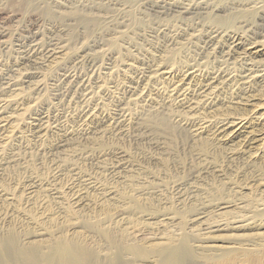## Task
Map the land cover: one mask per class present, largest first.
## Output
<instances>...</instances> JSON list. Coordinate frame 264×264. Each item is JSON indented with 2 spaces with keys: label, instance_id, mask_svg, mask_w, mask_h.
<instances>
[{
  "label": "rangeland",
  "instance_id": "374dc122",
  "mask_svg": "<svg viewBox=\"0 0 264 264\" xmlns=\"http://www.w3.org/2000/svg\"><path fill=\"white\" fill-rule=\"evenodd\" d=\"M46 1H36L42 8L35 7L45 19L43 43H59L63 50L50 57L43 51L32 53L29 37L34 30H25L18 38L9 35L8 46L0 43V77L18 80L17 86L5 87L1 77L0 107L20 90L25 93L0 112V243L12 238L16 249L46 254L58 241L69 240L90 253L87 264H160L162 251L186 237L194 256L184 264H264V218H253L251 212L264 203V134L254 135L252 143L244 139L251 127L241 137L225 138L212 128L195 135L193 127L182 122L184 117L217 122L238 115L254 120L256 111L263 110L244 101L255 94L256 105L263 106V82L251 90L227 86L207 105L199 103L203 92L210 90L204 86L205 74L182 84L189 93L184 102L169 97L190 66L264 72V25L254 32L244 22L237 23L246 43L262 45L257 54L245 57L241 49L227 55L226 43L210 42L211 22L196 17L184 19L171 33L155 36L152 32L163 16L143 8L141 0H105L98 6L87 5L92 0H62L56 10ZM256 2L264 4L236 0L245 6ZM20 3L0 0V6L12 11H20ZM84 10L108 11L109 17L101 24L87 23L80 14H91ZM64 11L71 14L64 16ZM142 17L151 21L147 28L146 23H137ZM20 24L0 19V28L14 30ZM215 24L223 25L217 20ZM189 36L200 39L167 61L170 48ZM158 65L172 67L173 75L151 79ZM142 70L145 74L139 79ZM65 71L77 80L66 77ZM38 81H44L43 90H34ZM86 106L93 111L91 118L82 114ZM120 108L128 111L129 121H115ZM14 123H19L16 129ZM221 204L229 206L223 209L228 216L238 219H249L252 213L248 227L228 223L223 230L206 232V224L218 221L213 214ZM200 212L204 223L194 221ZM10 248L5 246L12 258Z\"/></svg>",
  "mask_w": 264,
  "mask_h": 264
},
{
  "label": "bare ground",
  "instance_id": "6f19581e",
  "mask_svg": "<svg viewBox=\"0 0 264 264\" xmlns=\"http://www.w3.org/2000/svg\"><path fill=\"white\" fill-rule=\"evenodd\" d=\"M19 1L21 2L19 4L20 5L19 7H22L24 11H28V12L30 11L28 14H26L23 11H21L22 8H21L20 11H16V10L12 11V10H10L7 7L0 6V19H7L8 18V19L16 20V23L17 22L21 23L20 24L21 26L16 27V29L14 28V30L9 29V27L7 28V26L6 27H2L1 26L2 28H0V43L2 42V44H4L5 46H8L9 43H10V42L8 43V41H9L8 36L9 35H10L9 37H11V35H12V36H15L16 38H18L23 32H25V30H28L30 33L33 32L32 30H34V32H33L34 34L32 33L31 36L29 37L31 42H32V48H31L32 53L34 51L35 52L36 51H39V52L43 51V53L45 54L44 56L50 57L52 55H55V53L60 52L61 50H63L62 47H61L62 45L60 46L59 43L48 44V45H44L45 43H43L44 42L43 41L44 38L41 35L43 33V32L41 33V31H42L41 27H42L45 19L43 17L42 11H41L42 15H40L38 13H35V7L36 8H42L39 4H36V1L39 2L40 4H42L45 0H19ZM47 1L49 2V4L52 5L51 8L53 10H54V8L56 10V8H58L60 6V4L64 3V2H62V0H47ZM104 1L105 0H92V1H88L87 5H89V3L91 2L92 5L94 3L95 6H98L101 3L104 4ZM124 1L127 2V0H124ZM132 1L138 2V0H132ZM216 1H218V2H216ZM216 1L215 2H213V1L207 2L206 1V2L201 3L199 1L198 2L197 1L196 2H189V1H186V0H141V5L143 6V8H145V9H147L149 11H152V12H154L155 14H157L159 16H163L162 17L163 19L161 18V20H162L161 24L158 26V28H156L154 31L152 30L153 32L151 31L155 36H161L163 34L165 35L166 33L168 34V32L171 31L170 30L171 28L172 29L173 28H177L184 19H187V18L188 19H192V18L196 17V18H200V19H202L204 21H208L209 23L211 22L210 24L207 23V24L211 25V27L213 26L209 30L208 39H209L210 42H212V41L217 39V42H223V44L226 43L227 44L226 45L227 46V55H231V51L234 52L233 50H235V49H241L242 55H244L245 57H249L251 55L257 54L261 50V49H259L261 44L257 43V41H252V42L246 43V41L244 40V37L237 31L238 29H236V27H237V23H238V25H240L239 23H243L244 22V25L247 24L248 26H250V30H252L254 32L255 31L258 32V30H259L258 25H262V26L264 25V4L263 3L261 4L260 2H256L254 4L245 6L244 5L245 3L243 5L242 4H238V3H236V0H216ZM128 7L125 6V8L127 9V12H129V14L132 15L131 14L132 12L130 13L131 9H129ZM99 11H100V13H99ZM99 11L97 13H91V12H86L84 10V12H86L88 14H91V15L83 16L82 15L83 13H81L80 14L81 20L86 21L87 23L93 22V24L95 23V25H96L97 22H99V23H100V21L103 22V20H105L106 18L109 17L107 15V13H109L108 11L107 12L103 11V10H99ZM101 11H103L104 13H101ZM124 12H126V11H124ZM73 13H75V11ZM62 14L64 16L68 17L69 14H71V13H65V11H64ZM33 16L35 17L34 19L32 18ZM116 17H117V14H116ZM123 17H124V15H123ZM129 17H131V16H129ZM118 18L119 17H117L116 20H118ZM142 18L141 19L138 18L137 23L138 24L139 23H144V24L146 23L145 27L147 28L150 25L151 21H149V23H147L146 19L143 18L144 19L143 20ZM122 20H125V19H122ZM142 20H143V22H142ZM215 20H217L220 24H223L227 28H229V32L228 31L223 32L225 29L220 30L222 28L221 26H223V25H216L215 24ZM127 21H129V18L127 19ZM133 21H134V19H133ZM120 22H122V21H120ZM112 23H113V21H112ZM125 23H127V22H125ZM153 24H154V22H153ZM26 26H28L29 28L27 27L28 29H26ZM214 26H216V27H214ZM218 26H220V27H218ZM98 27H100V26H98ZM256 28H258V30ZM253 29H256V30H253ZM262 29H263V27H262ZM71 30L69 29V31H71ZM174 30L176 31V29H174ZM68 34H70V33H67L65 36L67 37ZM21 36H23V35H21ZM69 36L71 37V35H69ZM70 37H68V39H67L68 43L70 42L69 40H71V38H73V37H71V38ZM6 38H8V40ZM119 39H120V37H119ZM199 39H200V37H198V36L197 37H190L189 36V38L187 37V39L184 42H177V44H175V46L173 45V47L170 48L171 51L168 50L170 53L167 55L166 60L169 61V60L174 59L175 56L177 54H179L178 52L181 49H184L185 45L194 46V45H196L197 40L199 41ZM114 42H116V41L114 40ZM114 42L111 41L110 44H112ZM66 44H67V42H66ZM86 45H88V44H86ZM103 47H105V46H103ZM89 48H91V47H89ZM100 48H102V47H100ZM116 48H118V46ZM105 51L103 53H105ZM107 52H106V54H107ZM240 58H241V56H240ZM234 69L233 70H231V69L230 70H224L223 69V70H220V71H217V70H215V71L214 70L213 71H209V70L204 71L203 69L201 70L200 68L198 69V68H195L193 66L187 67L184 71H182L183 72L182 73V78H181V80L179 82V85H177L176 87L172 88L169 91V97H175L176 99L179 98L178 100L180 102H184L185 98L187 97V95L189 93H188V89L184 88L182 84L187 82L188 79L194 78L196 76H202V75L204 76L205 74H207V79L208 80H205L204 86L207 89H210V90L208 92H206V93L203 92V98L201 99L200 102L199 101L198 102L199 103L202 102V103L207 104V105L213 104L217 100V97L219 95L218 93L220 91H222V89H224L227 86L228 87L229 86H235V87L241 86V88L244 87L245 89L251 90V88L254 86V84H256V82H260V83L263 82V83H261V85L264 84V74H263L264 72L261 73L260 71H257V70L253 71L252 69H248L246 71L241 70V72H237L238 69L237 70H234ZM258 70H259V68H258ZM262 71H264V70H262ZM173 73H174V70H173L172 67L167 66V65L166 66L158 65L154 69V72L151 75V79H155V78H158L160 76L161 77H165V78H169V77H171L173 75ZM61 74H62V72H61ZM138 74H139V79H140L145 74V71H143V70L139 71ZM65 76L68 77V78L71 77L72 80H73V78H74V80H77L76 79L77 76L75 74H70L67 71H65ZM1 77H0V79H1ZM18 78H20V77H18ZM2 79L5 80L4 83L1 81L3 84L6 85L5 87H11V86H17L18 85V80L17 79L16 80L9 79V78L7 79V77L6 78L2 77ZM83 79H84V77H83ZM43 82L42 81L41 82L38 81V83L36 82V84L33 86L34 90H43V87H44ZM258 85H259V83H258ZM262 86H264V85H262ZM181 89H183L182 92L180 91ZM30 90H33V89H30ZM257 90H260V89H257ZM256 92H258V91H256ZM23 94H25V93L24 92L22 93L21 90H20V93L17 92L9 100L6 99V101L0 107V112H3V110L9 104H11V103L14 104L16 101H18L19 99L24 97ZM68 94H66V95H68ZM260 94H263V97H264V93H260ZM253 96H255V94L254 95H250L249 97L247 96L248 97L247 100H246L247 103H246V101H244V104L255 106V108H258V110H260V109L263 110V112L261 111L262 113L259 112V111L258 112L256 111V114H254V116L252 117L254 120H252L251 117H249V116L248 117L245 116V115L240 116V115L237 114L238 116H228V117H225V118H223V119H221V120H219L217 122H215V121L214 122H209L210 120L207 121V120H205L203 118H199V117H198V119L184 117V118H182V122H183L184 125H191L193 127L192 132L195 135L198 134L200 131H203V130H205L207 128H212L215 133H219V134L220 133H224L223 136L225 138H228L229 136H232V135L233 136H240L241 134L243 135V133H242L243 130L245 128H248V127L250 128L251 127L252 129L250 131H247V135H245V137H244V139H248L247 141L251 142V141L255 140V136L256 137L258 135L262 136V134H264V105L263 106H262V104L261 105H259V104L256 105L255 100H257V99H255V97H253ZM244 97H246V95ZM258 99H260V98H258ZM199 103H197V104H199ZM240 103H242V102H240ZM91 110H90L89 106H86L83 109V113L82 112L81 113L84 116L90 117L91 115H93V111H91ZM252 111H254V110H252ZM113 118L115 119V121L117 123H123V122L129 121V119H130L128 111L123 109V108L118 109ZM1 123H0V127L2 126ZM14 124H15L14 125V129H16L18 127L19 123L18 124L14 123ZM14 129H13V131H14ZM46 129H47V127H46ZM244 132H246V131H244ZM220 135H222V134H220ZM133 204L136 206L137 202L133 201ZM245 204L241 205L240 208H243V210L246 209L247 206ZM136 207H139V206H136ZM226 207H229V206L228 205L222 206V204H221L218 207H216L217 208L216 209V213L214 212L215 214H213V215H215L216 217H219L220 219L218 218V221L216 220V222H214L212 220L213 223L206 224V227L204 228L206 230V232H208L210 234V233H213V232H218L219 230H223L227 226L228 223H230L231 225H233L235 227H238V228H243V227H246V226L248 227V225L250 223L248 221H251L249 219L252 217V216H250V215H252V213L249 216L247 215L249 217V219L242 218V217L240 219H238V218H236V216H233V215L232 216H228V214H226L225 211H223V209L225 210ZM260 207L261 208L260 209L257 208L256 211H251V212L254 213L253 214V218H255V217L259 218V219L260 218H264V203L261 204ZM203 212H204V210H203ZM203 212L198 213L196 215V216H198L197 218L195 216V220H194L195 222H197V220H198V221L204 223V221L202 220L204 218V215H203L204 213ZM69 213H71V212H69ZM183 216H184V213H183ZM243 216H246V215H243ZM224 217H226V218H224ZM255 222H256V220H255ZM196 225H198V224H196ZM199 225H201V224H199ZM201 233H202V231H201ZM208 233L206 234L207 236L209 235ZM105 234H106V236L108 235V233H105ZM108 237H110V235ZM203 241H204V239H203ZM4 245L5 246L8 245L9 247H11L10 249L13 252L12 258L8 257L7 250L5 249ZM130 250L133 251V252L139 253L141 255L143 254V252L141 250H138L136 248H131ZM9 254H10V252H9ZM193 256H194L193 251L189 247L186 237H183V239H181L180 245L175 246V247L171 248L170 250L168 249V250L162 251V253H161L162 259H161L160 264H184V262L187 259L192 258ZM89 257H91L90 253L87 252L82 246L75 245L73 242H71L69 240H60V241H58L55 244V246L53 247V249L49 253H46V254H43V253L39 254L38 251H35V249H26L24 247L16 249V245H15L14 239H12V238L8 239L6 241V244L5 243H0V258H2V259H0V264H11V261H15V262L16 261H21V262H25L26 264H87L88 261H89ZM8 259H10V260H8Z\"/></svg>",
  "mask_w": 264,
  "mask_h": 264
}]
</instances>
